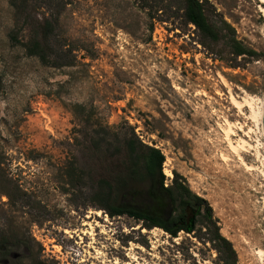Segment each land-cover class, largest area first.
<instances>
[{
    "label": "rangeland",
    "instance_id": "374dc122",
    "mask_svg": "<svg viewBox=\"0 0 264 264\" xmlns=\"http://www.w3.org/2000/svg\"><path fill=\"white\" fill-rule=\"evenodd\" d=\"M207 1L255 51L236 67L220 43H199L180 0H28L33 18L53 22L52 45L74 57L43 64L0 0V264H220L191 233L108 216L76 191L74 171L89 172L86 184L97 177L91 140L114 133L163 153L166 181L175 171L206 201L236 264H263L264 132L242 102L264 99V3ZM240 140L251 147H230Z\"/></svg>",
    "mask_w": 264,
    "mask_h": 264
},
{
    "label": "trees",
    "instance_id": "16d2710c",
    "mask_svg": "<svg viewBox=\"0 0 264 264\" xmlns=\"http://www.w3.org/2000/svg\"><path fill=\"white\" fill-rule=\"evenodd\" d=\"M181 16L199 35L203 46L220 43L227 48L230 67L238 66L242 56H253L255 51L244 46L236 37L233 27L222 17L211 18L214 9L207 0H180ZM27 26L28 36L22 43L25 53L35 56L41 63L54 67L73 63L72 50L54 43V24L47 18L32 17L28 0H10ZM15 37L12 35V39ZM77 109L82 108L76 105ZM92 156L96 159L97 177L89 184V172L79 168L72 173L77 183L76 191L89 197L90 206H97L108 216L126 215L145 229L157 227L171 237L177 232L191 233L206 242L215 251L220 264H236L231 242L219 232L216 219L206 201L194 193L185 179L172 171L167 182L162 173L163 153L156 147L143 143L133 133L110 139L98 137L91 140ZM87 200V199H86ZM197 224L199 226H197ZM5 239L0 238V253L7 252Z\"/></svg>",
    "mask_w": 264,
    "mask_h": 264
},
{
    "label": "bare ground",
    "instance_id": "6f19581e",
    "mask_svg": "<svg viewBox=\"0 0 264 264\" xmlns=\"http://www.w3.org/2000/svg\"><path fill=\"white\" fill-rule=\"evenodd\" d=\"M258 1H260L261 3H264V0H258ZM247 96V95H246ZM233 100V99H232ZM233 102L236 104V105H241V102H236V101H234L233 100ZM242 103H244V104H247L248 106H249V108H250V117L257 123V122H260L261 121V123H262V107H263V103H264V99H260V98H258V97H253V96H248L247 98H244L243 99V102ZM229 124V123H228ZM231 124V123H230ZM229 124V125H230ZM229 127V126H228ZM226 128H227V125H226ZM230 128V127H229ZM231 129V128H230ZM227 131V130H226ZM228 133V132H227ZM228 135V134H227ZM230 144V143H229ZM246 145H248V147H251L248 143H246V141H243V140H240V142H238L237 143V145L236 146H231L230 145V147L232 148V149H235L236 147H241V148H245L246 149ZM256 145L257 144H255V146H252L254 149H255V152H256V154H257V148H256ZM237 149H239V148H237ZM236 149V150H237ZM238 151V150H237ZM234 152V151H233ZM238 154V153H237ZM239 156V155H238ZM240 159H241V157H240ZM241 162L243 161V160H240ZM242 165L245 167V169H247V170H251L252 169V166H250V165H248V164H246V163H244V162H242ZM164 172H165V174L167 175V176H170L171 175V172H169L168 170H166V169H164ZM262 172V174L264 175V171H261ZM263 206H264V201H263ZM95 212H96V214L98 215L99 214V210H95ZM87 223V222H86ZM85 224V223H84ZM95 226H98V223L97 222H95ZM101 226V225H100ZM65 232L67 233L68 231H67V229H65ZM102 232H104V231H102ZM54 247H55V250H57L58 248H57V246L56 245H54ZM263 252V251H262ZM260 250H257L256 251V254L258 255V258L259 259H261V261L263 262V260H264V258L263 257H261L262 256V253ZM262 253V254H261ZM263 264H264V262H263Z\"/></svg>",
    "mask_w": 264,
    "mask_h": 264
},
{
    "label": "water",
    "instance_id": "95a60500",
    "mask_svg": "<svg viewBox=\"0 0 264 264\" xmlns=\"http://www.w3.org/2000/svg\"><path fill=\"white\" fill-rule=\"evenodd\" d=\"M262 128H263V132H264V103H263V107H262Z\"/></svg>",
    "mask_w": 264,
    "mask_h": 264
}]
</instances>
